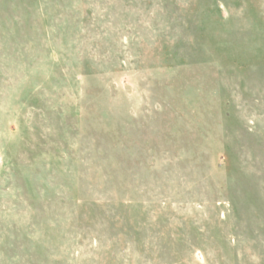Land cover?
Here are the masks:
<instances>
[{
    "label": "rangeland",
    "instance_id": "obj_1",
    "mask_svg": "<svg viewBox=\"0 0 264 264\" xmlns=\"http://www.w3.org/2000/svg\"><path fill=\"white\" fill-rule=\"evenodd\" d=\"M0 264H264V0H0Z\"/></svg>",
    "mask_w": 264,
    "mask_h": 264
}]
</instances>
